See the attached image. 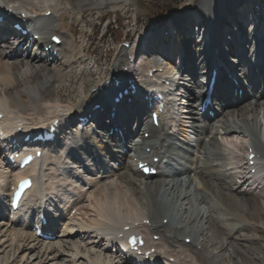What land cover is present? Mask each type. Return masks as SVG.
<instances>
[{"label": "bare ground", "instance_id": "6f19581e", "mask_svg": "<svg viewBox=\"0 0 264 264\" xmlns=\"http://www.w3.org/2000/svg\"><path fill=\"white\" fill-rule=\"evenodd\" d=\"M139 1L0 0V131L10 127L15 140L0 141V264H264V0H251L249 6L245 0H199L203 37L188 35L190 13L174 18L173 27L186 32L179 88L187 98L194 141L176 137L179 119L170 102L156 126L155 106L145 99L153 87L151 69L163 67L161 77L175 72L174 60L162 61L166 42L154 47L152 37L146 52L122 46L104 68L91 57L86 30L77 27L87 10H141ZM233 5L245 6L255 34L237 14L243 8ZM15 24L29 32L22 34ZM33 34L42 38L31 41ZM54 35L62 38L59 45L51 42ZM138 53H144L140 69L149 66L141 78L135 68L125 70ZM101 68L103 76L93 81ZM212 77L211 101L203 104ZM66 88L73 92L63 94ZM80 118L88 121L82 126ZM56 119L60 124L52 142L32 140ZM26 135L31 138L24 142ZM239 136L245 152L250 145L259 155L256 175L232 149V138ZM19 143L41 147L42 157L19 169L10 160L21 151ZM140 162L152 163L158 173L144 175ZM25 175L34 184L11 212V186ZM42 214L48 238L35 229ZM125 226L146 237L144 252L155 248L150 259L125 257L117 245L101 239L104 233H125Z\"/></svg>", "mask_w": 264, "mask_h": 264}, {"label": "rangeland", "instance_id": "374dc122", "mask_svg": "<svg viewBox=\"0 0 264 264\" xmlns=\"http://www.w3.org/2000/svg\"><path fill=\"white\" fill-rule=\"evenodd\" d=\"M247 6L250 4L251 0H245ZM140 6L142 9H138L137 6H129L127 8H119L117 10H113L110 6H106L100 9L87 10L83 14V19L77 25L78 29H85L86 34L88 36V46L90 48L91 57H93L98 63L102 64L104 68L111 66L118 54L119 49L125 46L126 42L131 43V45L127 48L129 49H142L143 52L147 51L146 41L152 39V37L156 40L154 43V47L159 46L163 41L167 43V54L165 57H162V61H173L177 67L183 65V56L181 55L182 39L186 36V32L184 30H180V26L173 27L172 23L175 24L174 18L181 13L188 12L191 14L190 20L191 22V30L188 35L195 37H203L204 34L201 32L200 24L203 19H200V15H198V4L199 0H140ZM234 9H241L238 11V15H242L244 20V25L255 34L254 26L252 25V18L248 16V12L245 11V6L233 5ZM256 6V4H255ZM228 11L232 10L230 7L227 8ZM233 9V10H234ZM234 12L236 15V11ZM247 12V13H246ZM247 15V17H245ZM237 17V15H236ZM264 21V17H263ZM257 22V21H256ZM258 23V22H257ZM153 45V43H151ZM153 47V46H152ZM176 48V49H175ZM174 51V52H172ZM217 51V50H216ZM144 53H140L142 56ZM175 55V56H174ZM142 58V57H141ZM172 58V59H171ZM133 58H129V65L125 66V70H137V76L140 78L142 74L147 73V68L149 66H145L144 69H140L133 65L131 62ZM168 59V60H167ZM142 60V59H141ZM182 60V61H181ZM141 64V61H140ZM218 64L224 68V70L231 75V68L222 62L220 59ZM223 65V66H222ZM133 66V67H131ZM92 67V66H91ZM154 71V68L151 69V72ZM160 72V71H159ZM104 74L103 68L92 74L93 81L102 77ZM147 74H150L147 73ZM133 75L134 79L137 83V90L139 87L138 77ZM74 83V88L77 87V84ZM182 83V82H181ZM178 84V83H177ZM182 85V84H181ZM68 90H70L68 92ZM73 90L70 88H66L62 90L63 94L72 93ZM138 93V92H137ZM243 93L241 92L240 95ZM260 94L264 95V90L260 89ZM138 95H141L138 93ZM186 96L182 97L177 104H175L174 113L178 116L179 126L175 131L176 137L179 140H190L194 141L195 134L192 131V127L188 122L187 118V100ZM103 110V109H102ZM262 114L264 113V108L262 109ZM103 114L106 112L103 111ZM210 114V113H209ZM170 114L167 115V117ZM264 116V114H263ZM186 126L184 132H182L183 126ZM119 133L121 131L119 130ZM222 135V136H221ZM219 140L223 141V133L218 135ZM234 146L232 149L235 154H238L242 157H245V150H243V138L235 137L232 138ZM234 147V148H233ZM96 149V148H95ZM97 150V149H96ZM244 151V152H243ZM98 152V151H97ZM98 155V153H97ZM101 158V156H98ZM244 160V158H242ZM246 162V160L244 161ZM264 162V161H263ZM246 166V165H245ZM169 216V215H168ZM186 234V233H184ZM183 235L180 236V239L183 238ZM15 237V236H14ZM264 241V240H263ZM195 242V241H194ZM262 242V240H261ZM194 244V243H193Z\"/></svg>", "mask_w": 264, "mask_h": 264}]
</instances>
